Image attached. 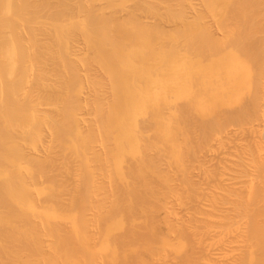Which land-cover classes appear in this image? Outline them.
I'll list each match as a JSON object with an SVG mask.
<instances>
[{"label":"bare ground","instance_id":"bare-ground-1","mask_svg":"<svg viewBox=\"0 0 264 264\" xmlns=\"http://www.w3.org/2000/svg\"><path fill=\"white\" fill-rule=\"evenodd\" d=\"M0 264H264V0H0Z\"/></svg>","mask_w":264,"mask_h":264}]
</instances>
